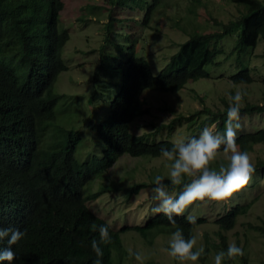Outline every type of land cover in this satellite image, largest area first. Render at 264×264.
<instances>
[{
  "label": "trees",
  "instance_id": "obj_1",
  "mask_svg": "<svg viewBox=\"0 0 264 264\" xmlns=\"http://www.w3.org/2000/svg\"><path fill=\"white\" fill-rule=\"evenodd\" d=\"M125 1L109 0L110 7ZM139 1L141 5L147 4L140 20V26L147 29L157 10L168 0ZM226 1L234 7L235 18L224 22L209 16L211 29L190 33L156 74L149 61L137 54L135 41L130 44L126 55L113 68L119 74L120 85L109 104V114L91 125L92 139L101 146L98 154L85 150V138L77 129L67 127V123H57L56 107L63 95L54 86L59 74L67 69L62 50L69 39V32L60 21L63 1L0 0V228L26 233L11 246L16 253L11 264H95L97 257L91 241H99L101 226H107L110 234V242L101 245L104 253L101 264H141L129 255L123 234L140 237L146 246H152L157 237L172 236L176 229L163 213H156L145 224L114 230L87 203L101 194L119 190L126 193V198L136 197L141 190L155 186L157 175L170 185L169 172H152L148 180L116 187L117 182L109 180L107 172L120 157L161 158V148H172L175 141L169 137L182 126H185L186 138L198 137L204 127L212 124L223 132L231 101L222 98L220 107L211 108L191 88V96L200 101V109L190 114H176L165 105L161 109L175 115L166 124L152 132L132 133L131 124L150 113L144 91L168 93L181 90L190 82L208 80L210 74L206 67L221 64L217 57L222 51V41L228 36L234 37V44L222 63L234 58L236 72L227 75V81L232 85H249L262 79L264 83V73L260 74V80L254 78L260 69L251 59L257 43L264 38V0ZM108 18V24L115 19L111 13ZM104 52L102 45L100 67L105 65ZM224 73L218 77L222 78ZM92 97L93 100L94 94ZM260 115H264V100L261 103L245 101L240 118ZM242 127L241 124L236 141L241 152L249 154L254 146L264 145V124L248 130ZM163 130L169 137L157 136ZM221 164L227 166L215 160L210 167L218 170ZM255 168L264 180V161L257 160ZM101 176V182H96ZM191 179L185 177L184 183H190ZM183 187L184 184L170 186L169 190L182 191ZM253 204L254 200L232 204L215 219L216 238L204 233L203 242L195 246H203L204 255L189 264H215L216 254L221 250L226 252L229 246L227 233ZM188 217L187 212L175 217L185 239L196 237V229L206 223L203 217L189 223ZM252 230L264 237V220L261 225L252 226ZM7 247L5 238L0 242V251ZM146 256L143 264H157L151 255ZM184 263L173 258L172 264ZM0 264L9 262L0 261ZM222 264H249V260L244 254L226 258Z\"/></svg>",
  "mask_w": 264,
  "mask_h": 264
},
{
  "label": "rangeland",
  "instance_id": "obj_2",
  "mask_svg": "<svg viewBox=\"0 0 264 264\" xmlns=\"http://www.w3.org/2000/svg\"><path fill=\"white\" fill-rule=\"evenodd\" d=\"M62 1L64 7L60 12V21L68 30L69 39L62 50V59L67 69L59 74L54 86L55 91L63 95V99L56 107L57 123L59 125L67 123V127L77 129L85 138V150L98 154L101 146L95 144L92 139L91 125L98 124L109 114V104L114 94L119 91L120 85L119 74H115L113 68L117 66L122 55H126L130 44L135 41L137 54L149 61L152 72L156 74L167 63L170 55L177 51L178 44L186 40L190 33L211 29L207 21L209 16L226 22L233 16L235 18L236 14L234 7L226 0H168L157 10L150 20L149 27L144 29L140 26V20L147 4L141 5L139 0L118 2L112 7L109 0ZM110 13L115 19L108 24ZM233 44L234 37L228 36L222 41V51L217 57V61L221 64L206 67L210 74L208 80L190 82L183 89L168 93L144 91V100L150 113L136 119L131 124L130 131L136 134L152 132L156 127L166 124L175 115L161 109L165 105L170 106L176 114H190L200 109V101L192 98L191 88L203 96L205 104L211 108L220 107L222 98L229 100V95H234L241 88L246 93L243 103L245 101L261 103L264 100V83L261 82L262 79L260 80V74L264 73V57H262L264 38L260 39L253 50V55L251 54L253 64L260 69V73L254 78L260 81L249 85H232L227 81V75L236 72V68L233 67L234 58L228 60L229 65L222 61ZM102 45L105 46L104 67H100ZM247 53L250 55V51ZM223 71H225L223 77H218ZM230 91L232 94H229ZM240 122L245 130L255 125L260 127L264 124V115L242 117ZM166 133L168 132L163 130L157 136L169 137ZM187 136L185 126H182L178 127L169 138L177 142ZM230 155L231 153L219 152L216 160L228 164ZM249 155L254 165L257 160L264 161V145L254 146ZM169 164V161L163 157L152 159L125 155L120 157L107 172V177L117 182L116 187L127 186L133 182L148 180V175H152V172L162 174L169 172ZM102 177H97L96 182L100 183ZM107 181L103 183L108 184ZM94 189L98 190V186ZM169 192L175 196L181 191L169 190ZM152 195V188L141 190L136 197L130 198H126V193L119 190L101 194L97 199L88 202L87 206L96 216L104 219L111 229L117 230L123 226L145 224L154 216L156 213L152 212V208L158 202L152 200ZM250 200H254V204L247 214L239 217L235 227L227 233V242L229 245L236 244L237 240L249 264H264V237L252 230V226L261 225L264 220V180L256 172L248 187L234 193L228 201L217 202L205 199L195 202L185 210L190 216L203 217L206 222L196 229L197 244L203 242L204 233L210 238H216L213 221L232 204H243ZM122 238L128 250L135 249L142 254L143 261L147 257L146 254H149L157 264L173 263V258L166 251L171 237H157L152 246L143 245L142 239L136 235L133 238L123 234Z\"/></svg>",
  "mask_w": 264,
  "mask_h": 264
},
{
  "label": "clouds",
  "instance_id": "obj_3",
  "mask_svg": "<svg viewBox=\"0 0 264 264\" xmlns=\"http://www.w3.org/2000/svg\"><path fill=\"white\" fill-rule=\"evenodd\" d=\"M244 90L238 89L234 95H229L231 101L227 109V119L224 122V130H217V125L206 126L198 137L182 138L175 142L171 149L161 148V156L169 165V184L164 183V177L157 175L152 188V200L158 203L152 208L153 213H163L170 225L175 227L172 233L168 254L179 261L197 262L204 255V247L195 248V237L185 239L182 228L177 224L175 217L182 216L185 210L197 201L225 202L234 193L239 192L250 184L256 171L252 158L247 152H241L237 144V131L240 129V112L244 107ZM231 153L227 166L221 164L218 170L210 165L217 159L219 152ZM185 177L192 178L190 183H184ZM184 184L183 190L178 195L169 192L170 186ZM189 223H195L196 217H188ZM25 232L19 229L0 228V242L7 238L9 247L0 251V261L9 264L16 259V253L11 246L17 244ZM99 241H91V249L97 259L95 264H101L104 255L101 245L110 242V234L107 226L99 228ZM195 249V250H194ZM244 250L232 243L227 251H219L214 260L215 264H222L227 259L243 257ZM129 255L143 264L144 257L139 252L129 250Z\"/></svg>",
  "mask_w": 264,
  "mask_h": 264
}]
</instances>
